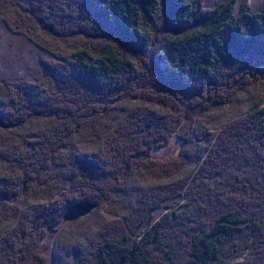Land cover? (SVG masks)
I'll list each match as a JSON object with an SVG mask.
<instances>
[{
    "label": "trees",
    "instance_id": "16d2710c",
    "mask_svg": "<svg viewBox=\"0 0 264 264\" xmlns=\"http://www.w3.org/2000/svg\"><path fill=\"white\" fill-rule=\"evenodd\" d=\"M23 1L0 0V20L49 56L0 94V264H264V75L253 72L264 64V5L92 0L89 15L78 0H46L50 15L43 0ZM39 16L57 24L37 31L28 19ZM96 24L122 44L87 38ZM157 62L172 83L192 84L164 89ZM174 136L187 145L150 156ZM86 156L100 171L93 183L77 179L74 160ZM185 159L180 179L121 205L124 176ZM81 199L96 205L65 225L50 257L41 239Z\"/></svg>",
    "mask_w": 264,
    "mask_h": 264
},
{
    "label": "rangeland",
    "instance_id": "374dc122",
    "mask_svg": "<svg viewBox=\"0 0 264 264\" xmlns=\"http://www.w3.org/2000/svg\"><path fill=\"white\" fill-rule=\"evenodd\" d=\"M31 1L38 2L36 0H24L21 3L22 4L23 3L29 4ZM78 1H80L79 6H78V7H80V9L83 8L85 11L89 12V15L93 14V12L91 10V8H92L91 6L93 4L92 0L91 1L90 0H78ZM101 1H103V0H98L97 2L101 3ZM218 1H220V0H204L203 3L205 6H212ZM243 1L244 0H235L234 11H237V12L239 11L240 5ZM245 1L250 5L251 10L261 9L262 6L264 5V3H263L264 0H245ZM43 2H44L45 6L41 7L40 9L44 13L45 12L46 13L51 12L50 15H53L54 14V12L52 10L53 6H51V4L54 5V7H55L54 1L51 4L49 3V1H46V0H43ZM80 13H79V17L83 18L85 16V12L81 11ZM41 16H39L37 18V20H35L34 19L35 17H34L32 19V21H30L29 19H28V21L31 24H34L32 27L35 30L42 31L43 29H45V30H49V32H50L52 30L51 25L57 24V23L56 22L54 23L55 20H52L53 18L48 17L45 19ZM25 18H26V15H25ZM9 27H10V25L8 26V24H6L2 20H0V94H4V92L6 91V88H5V86H6L5 81L6 80H10V79H14V78H20V79L28 78L29 79L33 73H35L36 71H41V69H42V63L40 61L41 58H46L49 56V55H47L48 52L46 50H44L39 44H37L36 41H34V42L31 41L26 35L22 34L21 32H19V33H17L16 31L14 32V30L11 27H10L11 28V30H10ZM55 29L57 30V33L54 35V37H60V40H62L63 43L70 39V37L63 35L64 32L68 31L67 28H64V30L61 28L60 29L55 28ZM91 30L98 33V34L100 32V34L97 36L96 33L94 35L91 33H88V35L90 37H87V38H89V39H92V38L93 39L94 38L99 39V38H104L106 36L105 39H114L115 38L114 39L115 43H117V44L121 43L122 44V41L119 40L120 35L113 32L111 30V28L106 26L105 24H103L102 27L100 25L96 24V26H94V28ZM63 54H65V53H63ZM157 67L159 69L158 71H159V77L161 79V85H163L164 89H166L170 86H172V87H178L179 86L180 89H184L185 87H187V85L192 84L191 82H188L186 80H185L186 82L185 81L181 82L180 80H177L176 83H172L176 78L174 76L167 75L165 73L166 70L162 66L161 62H157ZM253 72H255V73L257 72L258 75H264V64L259 66L257 69L253 70ZM163 77H165V79ZM190 87H191V85H190ZM208 96H209V99L211 101H213L212 98L210 97L211 95L209 94ZM157 98L158 97H156V99H152V101L154 102V100H157ZM203 110H205V109L202 108V111ZM153 119H155L153 122L155 127L161 126L160 125L161 121H159L157 117L154 116L152 118V120ZM170 125H173V123L171 121H170ZM180 140L181 139L174 136L171 139H169L167 142H165L162 146L150 148L148 150V153L150 154L151 157H155V158L169 157L172 154H175L176 152H178L180 147H184V145L185 146L187 145V143L185 144V143H183V141H180ZM192 140H193V143L201 144V145H203L204 143L207 142V140L205 138L204 139H194L193 138ZM187 141H189V140H187ZM190 141H191V139H190ZM197 153H198V151H197ZM88 157L86 156L85 158L83 157L81 159L74 160V164L76 166V171H77L76 175L78 176V177L77 176L76 177L81 182L93 183V182H95V180L92 179V177L90 178V175L95 174L96 176H99L97 174L100 171H98L95 167L96 162L93 161L92 158H88ZM194 158L195 157L191 156L189 158V160L190 159L195 160ZM192 164L190 163V165L188 166L187 165V159H185L184 162H182V165L180 168L179 167L176 168L175 166H172V167L168 168L169 170H165L161 174L154 176V177L146 175L145 170L142 171L141 175H138L136 172H134L135 174H134L133 178L131 176H128V177L124 176V178L122 180L119 179L120 182L118 181V185H117L120 187L118 198L121 202V205H123V206L125 205V207L127 206L130 208L131 205L134 203V200L138 196H140V194L142 192V188L144 185L154 184V183L156 184V183L161 182V181H163L164 183H167V182L171 181L173 178L180 179V176L183 173H186V170H188V169L190 170V167ZM78 167H79V169H78ZM113 176H117L116 171H112V175L109 177H113ZM86 190L93 192V190H91V189H86ZM181 201H184V200H181ZM77 202H86V203L88 202L90 205H92L89 211L82 213L77 217H83V216L88 215L96 205L95 201H92L90 199H81L80 201H77ZM77 202H72L70 205L76 204ZM121 205L119 204L118 206L121 207ZM120 211L121 210H118L117 212H120ZM108 216L114 218L116 215L109 214ZM76 218H74V219H76ZM74 219L61 221L60 223H57L56 226L54 225L53 228L49 229L47 233H45V235L43 236V238L41 239V241L39 243L42 251L45 252V254H48L51 257L50 254H51L52 250H54V248L57 244L58 235L62 232L63 228L66 227L65 225H69V222L74 220ZM96 223L97 222H95V221L90 223L88 225V227L84 228V230H87V231L89 230L88 232L92 231L94 228V224L96 225ZM90 229H92V230H90ZM87 231H84V234H82L83 239L86 238L85 233ZM62 238H63V235H61L59 237V241H61ZM66 240H68V239H65V241ZM69 240H70V246L73 247V245H74L72 243L73 238L71 240L69 237ZM71 243L73 245H71ZM6 246L3 247V249H2V251H6L5 253L8 252V248H9L7 246V250H6ZM15 251H17V250L13 249V252H15Z\"/></svg>",
    "mask_w": 264,
    "mask_h": 264
},
{
    "label": "water",
    "instance_id": "95a60500",
    "mask_svg": "<svg viewBox=\"0 0 264 264\" xmlns=\"http://www.w3.org/2000/svg\"><path fill=\"white\" fill-rule=\"evenodd\" d=\"M92 205L88 202H77L76 204L70 205L66 208L64 213L63 219L64 220H71L76 218L82 213H85L90 210Z\"/></svg>",
    "mask_w": 264,
    "mask_h": 264
}]
</instances>
